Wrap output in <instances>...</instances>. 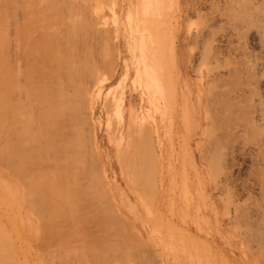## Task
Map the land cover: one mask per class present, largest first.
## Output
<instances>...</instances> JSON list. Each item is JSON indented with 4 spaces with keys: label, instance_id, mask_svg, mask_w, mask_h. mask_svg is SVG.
Wrapping results in <instances>:
<instances>
[{
    "label": "rangeland",
    "instance_id": "1",
    "mask_svg": "<svg viewBox=\"0 0 264 264\" xmlns=\"http://www.w3.org/2000/svg\"><path fill=\"white\" fill-rule=\"evenodd\" d=\"M199 1L201 0H9L8 2L0 0V25H2L0 29L3 32V29L5 30V28L11 27L9 28L10 31L7 29V37L10 38H7V41L11 43L10 47L7 42V47L9 46V50H11L9 52L7 48L6 50L9 63L11 60L13 62L11 63L14 69V78L12 80H14L15 86L13 98L16 96L17 100H19V102L16 100L18 104H23L22 106H18L15 101L16 98L14 99L13 106L17 108H15V112H17L16 132L13 136H17L18 141L24 140L25 132L29 133L28 130L33 128L32 131L29 130L31 135H34L32 137L38 136L36 141L41 140L43 144L44 138L41 137L43 138L41 139L40 135L44 132L43 127L45 123L42 121L43 116L41 115H43L45 111L43 109L50 104L49 101L53 106L55 105L54 109H56L57 103L61 101L59 103L61 105L62 101L64 102V97H67L65 101L68 98H72L77 104H73L76 109L73 115H70L71 120L69 119V115H67L69 117H67L68 122H65L66 119L64 121L62 119L65 114L64 116L60 115L62 116L60 121L65 123V126L62 124L60 127L63 128L64 126V129H68L65 131L66 133L68 132L67 135L65 132L61 133H65L66 137L70 136V138L73 135L74 137L72 136L73 138L71 139L68 137V140L71 141L73 139V141L70 142L71 145L75 143L73 144L74 146L72 145L73 147L70 148L71 145L69 146V150H74H68L66 153L67 150L63 143H68V141L64 135L66 142L63 139L62 142H64L62 144L60 143L61 145L57 146L58 148L55 147L57 151L60 148L59 154L63 159H61L60 155H57L58 153L54 149V153L53 151H49L50 153L47 152L49 154H41L42 158L39 157L40 155L33 157L30 168L22 167L24 171L23 169H20V171L13 170V163L12 166L9 165L11 164L10 162L7 164L9 160L5 159V157L6 155L9 157V148L14 145L12 142L15 143L17 140H15V137L13 140L12 135V138H10V136L7 138L6 131L5 134L1 136V140L3 141H1V146L3 148L5 146L4 144L7 142L13 144L11 145L10 143L9 146L7 143V148H4L7 152L4 150V154L1 152L3 157L2 155L0 156V158L2 157V161L0 160V208L3 225L6 226V222H8L9 224L11 223L10 225L13 227V229L9 231L14 239L18 264H42V262L44 263L45 260H48L46 259L49 254L47 253L48 251H54V257H52V252L50 253L51 258H53L52 260L50 259L51 262L48 260L50 264H65L66 261V264H73L70 259L72 257L71 254L73 251H78L80 245H84V247H91L94 245L97 250L101 247L99 249V254L105 257H109L110 253L113 255L116 250H119L118 253L116 252L117 254L115 253L113 255L115 257H109L110 259L106 257L103 261L105 262L106 259H109L107 262L112 261V264H114L115 261V264H264V126L258 127V130L253 136L254 138L248 144V149L246 151L244 150V152L240 151L241 145H239V153L237 146H234L237 144L236 141L239 140L238 137L236 140L234 136L232 141H230L229 138H231V135L229 137V134L226 136L225 134L227 133H224L225 137L223 135L222 137L219 136L217 139L215 138L213 142L215 147L214 154L216 155L214 159L216 168L214 169L212 160L209 158L210 155L207 153V146L209 144L208 137L211 128L210 118H207L209 114L206 105L209 91L207 61L210 57L209 53H211L209 40L213 33L215 34L216 32L215 35L213 34L214 36H220L224 31L226 32V30H228V33L233 35V44L235 46L242 40L240 38L241 33L250 34L253 52L260 56L261 64L262 61L264 63V1L254 0L256 3H254L253 0H246L244 3L240 1L239 5L237 3L238 6L236 5L235 7V0H232L233 5H231V0H223L225 2L220 0L221 3H225V5L228 4L229 7L231 5L232 9L230 8V10L234 9L236 13L239 9V13L241 14H246L247 12L246 15L236 14V17H238L237 15L240 16L239 19L233 17L235 16V12H232L234 14L231 17H233L235 21L229 22V18L233 20L228 16L230 15L228 13H231L229 8H226L219 1L213 0L214 6L218 3L216 6L217 8L214 7V9L211 4L212 0H202L204 3L201 7V13H205L206 15L208 14L207 12H210L213 14V16L210 13L208 14V16L211 15L209 26H204L203 20H201L202 18L200 19L196 15L197 12L194 7L196 8L195 4ZM205 1H207V4ZM1 2L5 4L1 5ZM46 2L50 6L53 4L54 8L50 7L49 9V5L47 6ZM229 2H231V4ZM8 3L11 5L9 6ZM208 3L212 6L210 7ZM71 4L73 5L71 6ZM222 5L228 10H221L223 8L221 7ZM256 6L257 8L255 10L254 7ZM41 8L44 9L45 12L41 10ZM69 8L70 10H75L74 14L72 13L73 10L72 12L68 10ZM212 8L214 11H212ZM243 8H246V11H244ZM209 9L211 10L209 11ZM217 9L221 10L222 14ZM216 10L218 12H216ZM255 11L257 13H255ZM224 12L225 14H223ZM249 13V16L253 15L251 16V19L253 17L252 20H254H251L254 22L253 26L251 21L250 23L245 20L248 19L247 16ZM2 14L5 15L1 16ZM53 16H55V18ZM254 17L256 18L254 19ZM219 18H221V20ZM7 19L8 21L6 24L5 21ZM69 19L73 20L72 27V22H69ZM242 19L247 23L242 22L243 24H240V20ZM40 21L42 22L39 24ZM1 22H3V24ZM230 24L233 25L230 26ZM52 25H56L55 27H57V29ZM250 25L252 27H250ZM70 27L72 28L71 30ZM75 27L78 30H76ZM232 28L237 30L234 29V31H232ZM49 29L52 30L53 35L56 31H59V33L55 34L60 35L61 33V40H56L57 37L54 39L50 38V36H54H52V32L51 30L49 31ZM241 29H243V31H241ZM41 30L43 32L46 31L47 35L48 31L49 33L51 32V35H48L49 37L47 36V38L46 36H44L45 38L42 36L43 38H41V40H44L40 41L41 43L43 42L42 44L39 42L40 39H38L40 38L38 35L40 33L38 31L41 32V35L43 33ZM210 30L212 31L211 33ZM65 31L68 32L66 33ZM72 31L75 37H73ZM97 32H99L100 36L96 34ZM78 33H81V36ZM2 34H4V32ZM237 35L240 36L236 37ZM67 36V43H63L65 41L64 39H67ZM196 36L198 37L196 38ZM80 37H82V39L84 38V41H81ZM106 38L108 40L111 39V41L109 42ZM207 38H209V40ZM78 40L80 41L78 42ZM55 41H60V44H58V42H56V45L53 44L56 48L58 47L59 51L52 47V43H55ZM85 41H87L86 44ZM204 41L205 43H203ZM97 42H99L100 48ZM110 43L112 45H110ZM212 43L213 42H211V44ZM224 43L225 42H223V44ZM42 45L44 46V50L40 48ZM113 45H116L115 50ZM38 46H40V50H43L42 52L46 51L44 53L38 52L37 54V50L40 51ZM60 48L63 51H61ZM70 49L73 50V53H75L74 55L71 53ZM54 50L56 53L58 52V57L61 58L62 63L60 62V67H57V62H59L60 58L53 52ZM110 51H112L111 54L109 53ZM59 52H64V54H60ZM51 53H54L56 57H53ZM65 53L72 57L69 58ZM76 54H78L77 56H79V58L75 56ZM39 55L43 57V63H47L45 64L46 66L48 65L47 67L43 65V63L36 62L37 59H40ZM223 56H221V60L223 61L220 63V68L222 67V69H224L218 70V75L220 76L218 85L220 83V87L218 86L217 92L219 89H222L219 92H223V90L227 91L228 88L235 87L239 83L238 81L236 82L235 79L237 76L234 75V73L232 74V78H235L236 84H233L234 80L231 76L227 75L228 65L230 66L228 69L232 67V58L229 59L231 61V63H229L230 61L227 60V56ZM33 57L35 59H32ZM54 58L57 59L53 62L52 60ZM71 59L75 60V62L78 61L77 64H74L76 66H72ZM81 60L84 64H81ZM100 60L103 61L101 62ZM39 61H41V59ZM49 61H51L50 63L53 65L56 64L55 69L58 71L54 69L52 64H48ZM234 62L233 67L236 68L238 63L236 61ZM250 62L255 65L254 61ZM64 63H67V65H64ZM253 64L249 65L253 66ZM49 65L53 67L49 74H51L52 70L56 72H52L51 74V76L54 74L57 75H54L55 79L48 74L50 70L48 69V67H50ZM35 66L39 67L36 68ZM70 67L73 68V73L71 72L72 70L69 69ZM86 67H89L87 71ZM259 67L260 66H258V68ZM263 67L264 66H262V68ZM42 69L48 72L43 70L45 71L43 74L40 72ZM64 69H68V71H64ZM37 70H40L38 73L40 72V74L45 76L37 73L35 74ZM59 70L62 71L63 74L60 73L66 77L67 84L65 82V77L63 78L62 75H60ZM84 70L85 72L89 71V73H82ZM76 71L80 73L78 74ZM81 73L82 77L86 74L88 79L86 77H78ZM262 73V90H260L261 92L259 91L258 94V98L260 97L261 100L262 97H264V72ZM73 74L76 76L74 77ZM225 75L231 78L229 79L230 82L224 80L225 78L227 79ZM47 76L52 79L50 80L49 78L48 81L45 82L46 84L43 83L44 80H42L43 82L40 81L42 77L47 78ZM69 76H73L74 79L72 78L71 80ZM39 77L40 79H38ZM76 78L79 80V84L83 87V90L80 89L81 86L79 84L77 85L72 82L73 80L76 81ZM237 80L239 79L237 78ZM38 81L39 83H37ZM70 82H72V84ZM76 82L78 83V81ZM229 83L231 85H229ZM71 85L73 87L77 85L79 89L76 88L74 90ZM31 87H33L32 90ZM45 87L48 89H44ZM60 88H62L60 93L59 91H54L60 90ZM36 90L39 92L38 94ZM39 90L43 92L44 95L47 94L45 92L46 90L49 91H47V96L49 95V97H47V102L45 99L46 95L42 97V93ZM64 92L65 94L67 93L68 96L64 95L62 100H60V95H63ZM31 93H36V96H33ZM224 93L226 92H223V94ZM26 94H28L29 97ZM29 94H31L32 97ZM37 95H41L43 100H40V96L37 97ZM224 95H222V99ZM219 96L220 93L218 97ZM253 96V99L255 98L256 100H254L257 101L258 98L256 94ZM34 97L39 98V100L36 98V102ZM56 97L58 101L54 104L53 99ZM25 98H29L28 105L26 103L27 99L25 100ZM50 98H52V100ZM31 99L35 103H32ZM70 100L68 106L71 104ZM223 102L222 105H225ZM39 103L43 104L40 105ZM33 104H36V107L35 105L33 106ZM73 105L71 104V106ZM222 105L221 107H223ZM27 106H31V108L28 107V110ZM38 106H40V108L41 106L44 107H42L43 109L41 108L42 111ZM227 106L229 107V105ZM62 107L63 106H61V108ZM228 107L227 109L223 107V113L227 114L226 110H229ZM37 108L39 110H36ZM61 108L60 111L63 112L65 109H62L65 107ZM77 110L78 112L82 111V118H78ZM60 111L58 112L60 113ZM66 111L69 114V108H66ZM38 113L42 114L38 115ZM1 114L2 120L3 118L5 119V114H3L2 111ZM38 117L40 120H38ZM228 117H230V115ZM228 117L223 120L226 119L225 122H228L230 125L232 119L229 118L230 120L228 121ZM32 119L33 122L35 119L34 123H38L37 126H35L36 124H32ZM36 119L39 122H36ZM40 122L43 123L41 126H38L41 124ZM54 122L55 124L59 123L56 121ZM74 122L75 124L77 123V126L74 125ZM28 123H31V125L28 126ZM66 125L67 128H65ZM224 125L223 128L225 129L229 126L227 123L226 126ZM27 126L30 127L28 130H26ZM41 127L42 130L40 129ZM82 128H85V131ZM61 129H58L59 132L62 131ZM35 130H38L37 136L35 135L37 132H34ZM39 131L41 132L39 133ZM75 134H80L78 136L80 139L77 138ZM31 135L29 134V137ZM56 138H47L51 142L50 144L52 147L49 149L47 146L44 147H47V150L53 149L54 145H56V142L53 140ZM74 138H77V141ZM6 139H11L13 141H7ZM57 139L56 141L59 142V138ZM209 139H211V137ZM41 149H43L42 146ZM248 151L250 154H245V152L247 153ZM69 152L70 154L73 152L71 155L72 157L69 155ZM76 154L78 155L76 156ZM73 155L75 157H73ZM207 155H209V157ZM76 157L79 158L77 159ZM3 158L7 162H5V160L3 161ZM40 158L42 160H40ZM92 161L93 163H91ZM44 168L46 169L45 172ZM50 175L52 179L54 178L53 182ZM74 179H76V181ZM30 180L32 182L36 181L35 183L37 185L32 184ZM42 181L45 182H43V184L48 187V190L46 188H44V190L38 185ZM73 181L77 182L78 185ZM72 183L74 184L72 185ZM60 184L63 186H60ZM24 185H26L25 188ZM27 187L33 189L34 193H29L30 189L27 191ZM35 187H37V189L40 188L42 193L44 192L41 194V190L39 189L40 191H38L40 197L41 195H45L50 202L49 208H51H48L49 210H41V208H39L41 211H38V207H40L38 203L40 201L38 198L37 201L36 198H33V195L34 197H38L35 196L38 195V193L35 194ZM76 187H78V189ZM64 188L66 189L64 190ZM73 188L74 190H72ZM228 188L233 192L232 196L235 202L231 200L229 193L225 191V189ZM71 190L73 193L76 191L75 194H79L76 195L78 197H76L75 194L73 195ZM68 193L72 196L71 200H69L70 197L67 196ZM73 196L76 198L74 199ZM5 198L8 201H6ZM42 198L44 197H41L40 200ZM60 200L61 202L63 201L61 204ZM231 201L234 203H231ZM73 203L75 205L77 204V206L74 207L75 205H73ZM78 205L80 208L83 207L82 210ZM237 205L240 211L241 208L244 209L241 211V218L233 217L236 213L234 209H237ZM52 208H54L55 212ZM56 208L59 209L58 212L60 214L64 215V218L59 215ZM77 209H79V212ZM45 211H47V213ZM260 211H263V213ZM81 212L84 213L80 214ZM249 214L251 216H249ZM67 215L69 219H67ZM246 215L248 218H246ZM91 217H93V219L88 226L91 227V225L94 224V227L92 226L94 229L92 228V230H90L91 232H88L89 229L87 228L88 230H85L81 225L84 221L80 222V225L79 221L82 218L86 219ZM251 217H254V220ZM60 218L63 219L60 220ZM49 219H51V222ZM259 220H262L261 223L258 222ZM63 221H65L64 224ZM69 223L72 224V226ZM43 225L46 226L42 229ZM260 225H262L263 228ZM76 226H78V228ZM259 226L260 228H258ZM67 227L68 230L71 227L72 229L76 228L73 230L74 232L72 233L74 234L72 236H70L72 233L70 235L68 234ZM253 228L254 230L261 229V232L257 230L260 234L257 231L255 232ZM42 230L46 234H44ZM64 231L67 233V238L63 236L65 234L63 233ZM42 233L43 236L51 234L50 236H46L48 241L46 244L47 248L45 243L43 244V242H46L45 240L43 241L44 237L42 236V240L39 238ZM254 233H256V235H253ZM249 234H251V236H249ZM62 237V240L58 239ZM119 240L120 243L118 242ZM118 243V249L117 247H110L112 245L118 246ZM106 245H109L111 249H116L114 250L115 252L108 248L107 251L110 250V253L108 255H103L105 252L102 251V249L104 248L106 250ZM69 246H71L70 249H68ZM44 248L48 250L45 254L46 258H44ZM71 248L73 250H71ZM66 249H68L67 252H65ZM100 251L104 253H100ZM61 253L62 255H60ZM64 255H67V257H63ZM128 255L129 257H127ZM122 257L124 260H122ZM124 257L129 258V260ZM43 258L45 259L44 261H42ZM66 258H69L70 261ZM130 259L132 260L130 261ZM48 261L45 263L49 264ZM95 263L100 264L101 262L97 263L95 261Z\"/></svg>",
    "mask_w": 264,
    "mask_h": 264
},
{
    "label": "bare ground",
    "instance_id": "2",
    "mask_svg": "<svg viewBox=\"0 0 264 264\" xmlns=\"http://www.w3.org/2000/svg\"><path fill=\"white\" fill-rule=\"evenodd\" d=\"M9 1V0H8ZM8 1H6L5 0V2H8ZM13 1V0H12ZM204 1V0H203ZM202 0L201 1H199L197 4H195L196 5V8L194 7V9L196 10V15L198 16V18H202L201 20H203V25L204 26H206V25H208L209 26V21H211V15L213 16V14H211L210 12H207L208 14L210 13L211 15L210 16H208V14H206L205 15V13L204 14H202L201 13V7H202V4L204 3ZM211 1V0H210ZM216 1H219L220 2V0H216ZM223 1V0H222ZM229 1V0H228ZM234 1V0H233ZM233 1L231 0V2H232V4H231V2H229L231 5H233ZM236 2H235V4H234V6L236 7V5H237V3H238V5H239V3H240V1H242L243 3L244 2H246V0H239V2H238V0H235ZM249 1V0H248ZM258 1V0H257ZM264 1V0H263ZM186 2V1H185ZM206 2V4H207V1H205ZM215 2V1H214ZM223 2H225V1H223ZM253 2H254V0H253ZM47 3V2H46ZM45 3V4H46ZM211 3V2H210ZM210 3H208L209 4V6H210ZM221 3V2H220ZM242 3V4H243ZM249 3H251V2H249ZM248 3V4H249ZM254 3H256V2H254ZM2 4H5V3H2L1 2V5ZM61 4V3H60ZM212 5H213V0H212V3H211ZM218 4V3H217ZM217 4L214 6H212L213 8L214 7H216L217 6ZM221 4H223L226 8H229V11H231V13L232 12H235L234 11V9L233 10H230V8L232 9V6L230 5V7L228 6V4H226L225 5V3H221ZM220 4V5H221ZM241 4V5H242ZM247 4V5H248ZM8 5L10 6L11 4L10 3H8ZM49 4L47 3V6H48ZM63 5H65V4H63ZM73 4H71V6H72ZM186 5V4H185ZM221 6V7H223L221 10H223V9H225V10H228V9H226V8H224V6ZM237 5V6H238ZM240 5V6H241ZM246 5V6H247ZM258 5H259V3H258ZM5 6V5H4ZM9 6H7V7H9ZM43 6V5H42ZM70 6V7H71ZM208 6V7H209ZM210 6V7H211ZM233 6V7H234ZM249 6L251 7V5L249 4ZM254 6V5H253ZM49 7V9H50V7H52V8H54L53 7V4L50 6H48ZM58 7V6H57ZM189 7H191V6H189ZM220 7V6H219ZM218 7V8H219ZM220 7V8H221ZM234 7V8H235ZM242 7V6H241ZM2 8H4V7H2ZM65 8V7H64ZM72 8H74V7H72ZM212 8V11H214V9ZM217 8V7H216ZM219 8V9H220ZM252 8V7H251ZM255 8V10H256V8H257V6L256 7H254ZM253 8V9H254ZM5 9V8H4ZM4 9H2V10H4ZM61 9V8H60ZM244 9V8H243ZM246 9V8H245ZM244 9V11H246ZM1 10V11H2ZM41 10H43L44 11V9H42L41 8ZM45 10H47V9H45ZM55 10V9H54ZM66 10V9H65ZM68 10H70V8L68 9ZM67 10V11H68ZM72 10H73V12H72ZM191 11H193L192 9H190ZM205 10V9H204ZM204 10H202V11H204ZM211 9H209V11H210ZM218 10V9H217ZM216 10V12H222L221 10H218L217 11ZM240 10V9H239ZM239 10H237V13L235 12V16H233V17H235V18H238L239 19V15H237L238 17H236V14H240V15H246L247 14V12H246V14L244 13V11H243V13L244 14H241V13H239ZM9 11V10H8ZM43 11H40V12H43ZM48 11H50V10H48ZM66 11V12H67ZM73 14H74V12H75V10L74 9H71L70 10ZM77 11V10H76ZM98 11V10H97ZM208 11V10H207ZM250 11V10H249ZM4 12V11H3ZM38 12V11H37ZM45 12V11H44ZM55 12H57V11H55ZM60 12V11H59ZM58 12V13H59ZM63 12H64V10H63ZM227 12V11H226ZM2 13V12H1ZM5 13V12H4ZM228 13V12H227ZM226 13V14H227ZM230 12L228 13V14H230V15H228V16H232L234 13H232L231 14ZM253 13V12H252ZM251 13V14H252ZM255 13H257L256 11H255ZM62 14V13H61ZM68 14V13H67ZM86 14V13H85ZM92 14V13H91ZM216 14V13H215ZM218 14V13H217ZM222 14V13H221ZM223 14H225V12L223 13ZM3 15H5V14H2L1 16H3ZM41 15V14H40ZM53 15V14H52ZM70 15V14H69ZM220 15V14H219ZM218 15V16H219ZM250 15V13L248 14V16H247V18L249 19V17H250V19L248 20V19H245V20H247V21H251L252 19H253V17H252V19H251V16H253V15H251V16H249ZM9 16V15H8ZM57 16V15H56ZM59 16H60V14H59ZM73 16V15H72ZM71 16V17H72ZM217 16V17H218ZM32 17V16H31ZM54 18H55V16H53ZM75 17V16H74ZM225 17V16H224ZM233 17H231L232 19H233ZM2 18H4V17H2ZM1 18V19H2ZM44 18V17H43ZM59 18V17H58ZM86 18V17H85ZM214 18V17H213ZM245 18V17H244ZM256 17H254V19H255ZM36 19V18H35ZM73 19V18H72ZM72 19H69V22L71 21H73ZM215 19V18H214ZM220 20H221V18H219ZM34 20V19H33ZM43 20V19H42ZM59 20V19H58ZM66 20H68V19H66ZM74 20H76V19H74ZM219 20V21H220ZM229 20V22L230 21H235L234 19L233 20H230V18L228 19ZM245 20L244 19H242V20H240L241 22H240V24H243L242 22H244V23H247V22H245ZM1 21V20H0ZM8 21V19L5 21V23ZM54 21V20H53ZM208 21V22H207ZM226 21H227V19H226ZM239 21V20H238ZM238 21H237V23H238ZM252 21H254V20H252ZM251 21V22H252ZM42 21H40L39 22V24L41 23ZM47 22V21H46ZM46 22H44V23H46ZM60 22V21H59ZM77 22V21H76ZM90 22V21H89ZM250 22V23H251ZM256 22V21H255ZM2 24H3V22H1ZM49 23V22H48ZM48 23H47V25H48ZM54 23V22H53ZM78 23V22H77ZM223 23V22H222ZM228 23V22H227ZM233 23V22H232ZM236 23V22H235ZM7 24V23H6ZM5 24V25H6ZM57 24V23H56ZM65 24V23H64ZM72 24H73V22L71 23V27H72ZM86 24H88V23H86ZM253 24H254V22H252V26H253ZM256 24V23H255ZM58 25V24H57ZM67 25V24H66ZM76 25V24H75ZM225 25V24H224ZM231 25H233V24H230V26ZM0 26H2V25H0ZM4 26V25H3ZM10 26V25H9ZM45 26V25H44ZM52 26H54V25H52ZM56 26V25H55ZM54 26V27H55ZM70 26V25H69ZM68 26V27H69ZM91 26V25H90ZM221 26H222V24H221ZM251 25H250V27H252ZM70 27V30L72 29ZM86 27V26H85ZM201 27H203V26H201ZM225 27V26H224ZM238 27V26H237ZM256 27V26H255ZM9 28H11V27H8V28H5V30L3 29V32H4V34H2L3 32L1 31V29H0V31H1V33H0V146L2 145V143H1V139H2V137L1 136H3L4 134H5V131H6V134H7V138L10 136V138H12L13 137V140H14V137H15V135L13 136V134L16 132V127H15V125H16V112H15V108H14V99L16 98V96H15V98H13V95H14V93H15V86H14V80H12L13 78H14V73H13V64L11 65V63H13L12 62V60H11V62L9 63V61H8V59H7V55H8V53H7V50H8V52L11 50H9V48L11 47V43H9L10 41H7V38H9V37H7L8 36V32H7V29H9ZM48 28H49V26H48ZM52 28V27H51ZM56 29H57V27H55ZM63 28V27H62ZM64 28H65V25H64ZM63 28V29H64ZM76 28V27H75ZM79 28V27H78ZM91 28V27H90ZM94 28V27H93ZM215 28V27H214ZM218 28H219V25H218ZM41 29V28H40ZM55 29V30H56ZM66 29V28H65ZM67 29H69V28H67ZM83 29V28H82ZM103 29H105V28H103ZM235 29V28H234ZM234 29L232 28L231 30L232 31H234ZM39 30V29H38ZM51 29H49V31H50ZM53 30H54V28H53ZM59 30V29H58ZM76 30H78L77 28H76ZM90 30V29H89ZM89 30H88V32H89ZM213 30V29H212ZM219 30V29H218ZM218 30H217V33H218ZM221 30H222V28H221ZM235 30H237V29H235ZM9 31H10V29H9ZM42 31V30H41ZM45 31V30H44ZM49 31L47 32L48 33V35H51V32H52V30H51V32L49 33ZM79 31H80V29H79ZM84 31V30H83ZM223 31V30H222ZM241 31H243V29H241ZM40 34H38L39 36H40V38H38V36H37V38L38 39H40L39 40V42L40 41H44V40H41V38H43L44 36H46V38H47V34H46V31L45 32H43L42 33V35H41V32L40 31H38ZM66 33L68 32V31H65ZM71 32V31H70ZM77 32V31H76ZM85 32H87V31H85ZM85 32H84V34H85ZM87 32V33H88ZM110 32V31H109ZM212 31L210 30V33H211ZM236 32V31H235ZM56 34L57 33H59V31L57 32H55ZM54 33V35H53V32H52V36H54V37H51L50 36V38H56V40L57 39H60V37H61V33H60V35H59V38H58V35H56ZM72 33H73V31H72ZM74 33H75V30H74ZM74 33L72 34V35H74ZM105 33V32H104ZM106 33H107V31H106ZM106 33H105V35H106ZM209 33V34H210ZM231 33H233V32H231ZM241 33V32H240ZM239 33V34H240ZM64 34V33H63ZM77 34V33H76ZM79 34V33H78ZM90 34V33H89ZM96 34H99V32H97ZM110 34V33H109ZM214 34V33H213ZM211 35V38H210V40H209V38H207L208 40H209V47L211 48L210 50H211V53H209V58H208V61H207V65H208V72H209V75H208V80H209V91H208V98H207V103H206V105H207V112H208V117L207 118H210V128H211V132H210V135H209V137H208V146H207V148H208V154L210 155V157H209V155H207L209 158H210V160H212V165H214L213 167H214V169L216 168L215 166H216V162L214 161V159L216 158L215 156V154H214V142H213V140L216 138H218L219 136H223L224 135V133H227V134H225L226 136H228V134H229V137H230V135H231V138H229L230 139V141H232V139H233V137L236 139L237 137H238V139L239 140H237L236 141V145H234V146H237V148H238V153H239V145H241V147H240V151L241 152H244V150L246 151L247 149H248V144L252 141V139L254 138L253 136L255 135V132L258 130V127H261V126H264V101H262V100H264L263 98L264 97H262V100H261V98L259 99L258 98V94H259V91L260 90H262V84H261V79H262V77H263V73L262 72H264V67L262 68V66H264V63H263V61H262V64H261V58H260V56L257 54V53H255V52H253V48H252V42L250 41L251 39H250V34H248V33H245V34H243V33H241L240 35H241V39L242 40H240L241 42H239V43H237L238 45L237 46H235L234 44H233V35L232 34H230V33H228V30H226V32L224 31L223 33H222V35H220V36H214L215 34H216V32H215V34L214 35ZM220 34V33H219ZM32 35V34H31ZM35 35H37V34H35ZM80 36H81V33L79 34ZM79 35H77V36H79ZM107 35H108V33H107ZM111 35H112V33H111ZM200 35V34H199ZM218 35V34H217ZM240 35H237L236 37H239ZM244 37H243V36ZM43 36V37H42ZM99 36H100V34H99ZM110 36V35H109ZM49 37V36H48ZM62 37H63V35H62ZM73 37H75V35L73 36ZM89 37V36H88ZM98 37V36H97ZM112 37V39H113V35L111 36ZM198 36H196V38H197ZM34 38V37H33ZM45 38V37H44ZM49 38V39H50ZM64 38V37H63ZM66 38V37H65ZM81 39V41H84L83 39H82V37H80ZM99 38V37H98ZM191 38V37H190ZM10 39V38H9ZM8 39V40H9ZM35 39V38H34ZM92 39H93V37H92ZM100 39V38H99ZM107 39V38H106ZM206 39V40H207ZM236 39V38H235ZM260 39V38H259ZM61 40V39H60ZM65 41L63 42V43H67V40H68V36H67V39H64ZM74 40H75V38H74ZM80 40H78V42L80 41ZM87 40V39H86ZM108 40V39H107ZM33 41V40H32ZM63 41V40H62ZM61 41V42H62ZM88 41V40H87ZM87 41H85V44H86V42ZM99 41V40H98ZM109 42L111 41V39L110 40H108ZM186 41V40H185ZM195 41V40H194ZM9 43V45H10V47L8 46L7 47V44ZM56 42H58V41H55V43L53 42L52 43V47H54V48H56ZM60 42V41H59ZM58 42V44H60ZM92 42V41H91ZM112 42H115V41H112ZM208 42V41H207ZM211 42H213L212 44H211ZM223 42H225L224 44H223ZM41 43V42H40ZM43 43V42H42ZM41 43V44H42ZM69 43V42H68ZM202 43V42H201ZM203 43H205V41L203 42ZM235 43V42H234ZM33 44V43H32ZM31 44V45H32ZM39 44V43H38ZM37 44V45H38ZM53 44H55L54 46H53ZM79 44V43H78ZM97 44H98V47L100 48V45H99V42H97ZM114 44V43H113ZM36 45V46H37ZM64 45V44H63ZM67 45V44H66ZM69 45V44H68ZM92 45V44H91ZM110 45H112L111 43H110ZM71 46V45H70ZM97 46V45H96ZM114 46V50H115V47H116V45H113ZM240 46V47H239ZM40 46H38V48H39ZM60 47H61V45H60ZM73 47V46H72ZM72 47H70V48H72ZM80 47V46H79ZM82 47V46H81ZM6 48H7V50H6ZM40 48H43V50H44V46L42 45ZM40 48H39V50H40ZM63 48V47H62ZM74 48V47H73ZM72 48V49H73ZM84 48L86 49V47L84 46ZM110 48V47H109ZM108 48V49H109ZM36 49V48H35ZM46 49V48H45ZM53 49V48H52ZM57 50H58V47L56 48ZM67 49H69V48H67ZM76 49H77V47H76ZM75 49V50H76ZM42 49L40 50V51H38L37 50V54H38V52H42L43 51ZM60 50H61V48H60ZM88 50H90V49H88ZM46 51V50H45ZM44 51V52H45ZM48 51V50H47ZM59 51V50H58ZM61 51H63V50H61ZM70 51H71V53L74 55L75 53H73V50H71L70 49ZM78 51V50H77ZM82 51V50H81ZM201 51V50H200ZM44 52H42V53H44ZM56 55H57V57H58V52L56 53V51L54 50L53 51ZM65 52V51H64ZM64 52H61V53H63L64 54ZM67 52H69V51H67ZM100 52H102V51H100ZM111 52L112 51H110L109 53L111 54ZM114 52V51H113ZM52 54L53 55V57H56V55L55 54ZM60 53V52H59ZM60 53V54H61ZM97 53H98V49H97ZM238 53V54H237ZM50 54V55H51ZM66 54V53H65ZM69 54H70V52H69ZM72 54H70V55H72ZM96 54V53H95ZM100 54V53H99ZM102 54V53H101ZM211 54V55H210ZM237 54V55H236ZM55 55V56H54ZM68 54H66V56H67ZM78 54H76L75 56H77ZM98 55V54H97ZM208 55V54H207ZM223 55H225V56H227V60L228 61H230L229 59H231L232 58V63H231V61L229 62V63H231L232 64V67H231V69L229 68L228 69V67H230L229 65H228V67H227V75L228 76H231V78H232V74L234 73V75H236L235 77H236V79L233 77L232 79L234 80H236V82L238 81L239 83H238V85L237 86H235V87H232V88H228V90L226 91V90H223V92H226V93H224L223 94V92H219L220 90H222V89H219L218 90V92H217V89H218V86L220 87V83H219V85H218V82H219V80H220V76L218 75L219 74V72H218V70L219 69H222V67L220 68V63H221V61H223V60H221V56H223ZM37 56V55H36ZM60 56V55H59ZM69 56V55H68ZM84 56V55H83ZM101 56V55H100ZM103 56H104V54H103ZM225 56H223V57H225ZM39 57H40V59H41V61H39L38 59H37V57H36V59H37V61L36 62H40L41 64L43 63V57H41V55H39ZM38 57V58H39ZM63 57H64V55H63ZM70 57H72V56H69V58ZM74 57V56H73ZM78 58H79V56H77ZM89 57V56H88ZM110 57V56H109ZM207 57V56H206ZM50 58V57H49ZM58 58H60V57H58ZM100 58V57H99ZM104 58V57H103ZM204 58V57H203ZM32 59H35L34 57L32 58ZM51 59H52V56H51ZM57 59V58H56ZM55 58L52 60L53 62L56 60ZM66 59V58H65ZM75 59V58H74ZM81 59V58H80ZM84 59V58H83ZM86 59V58H85ZM89 59V58H88ZM260 59V60H259ZM72 60V59H71ZM90 60V59H89ZM88 60V61H89ZM105 60V59H104ZM204 60H206V59H204ZM241 60V61H240ZM35 61V60H34ZM82 61V60H81ZM80 61V62H81ZM101 61V60H100ZM103 61V60H102ZM101 61V62H102ZM227 61V62H228ZM234 61H236L238 64H237V66H236V68H234L233 67V64L235 63ZM250 61H254V63H255V65L252 63V62H250ZM258 61V62H257ZM46 62H47V60H46ZM51 61H49L48 62V64L50 63ZM60 62H61V58H60V60H59V62H57V67H60ZM75 60H72V66L74 67V66H76V65H74V64H77L78 63V61H76L75 63ZM79 62V63H80ZM97 62H98V59H97ZM205 62V61H204ZM250 62V63H249ZM260 62V63H259ZM38 63H37V65H38ZM56 63V62H55ZM62 63V62H61ZM86 63V62H85ZM87 63H90V62H87ZM100 63V62H99ZM104 63V62H103ZM106 63V62H105ZM34 64H35V62H34ZM45 64H47V63H43V65H45ZM50 64H52V63H50ZM81 64H84L83 63V61H82V63ZM249 64H253V66L251 65H249ZM261 64V65H260ZM36 65V64H35ZM40 65V64H39ZM42 65V66H43ZM53 65V64H52ZM52 65H49L50 67H48V69H50L49 70V72L47 71V70H45V69H42L41 71L40 70H37L36 72H35V74L37 73V74H39V75H42V76H45V75H43L44 73L43 72H45V71H47L48 72V74L50 73V71H51V68L53 69V67H54V69H55V67H56V64H54L53 65V67H52ZM64 65H67V63H64ZM63 65V66H64ZM99 65V64H98ZM116 65V64H115ZM46 66V65H45ZM48 66V65H47ZM46 66V67H47ZM258 66H260L259 68H258ZM34 67V66H33ZM36 67V66H35ZM37 67H39V66H37ZM36 67V68H37ZM44 67V66H43ZM80 67V66H79ZM79 67H77V68H79ZM83 67V66H82ZM81 67V68H82ZM99 67V66H98ZM45 68V67H44ZM65 68V67H64ZM77 68H76V70H77ZM87 68H89V67H86V71H87ZM41 69V68H40ZM57 69H59V68H57ZM69 69H73V68H69ZM224 69V68H223ZM222 69V70H223ZM43 70H45V71H43ZM56 70V69H55ZM65 70H67L68 71V69H64V71ZM82 70V69H81ZM34 71H35V68H34ZM38 71H40L41 73H43V74H40V72L38 73ZM56 71H58V70H56ZM70 71V70H69ZM52 72H55L54 70H52ZM52 72H51V74H52ZM62 73L63 74V72L62 71H60L59 70V73ZM72 73H73V70L71 71ZM75 72V71H74ZM83 72H85V70L84 71H82V73ZM226 72V71H225ZM56 73V72H55ZM60 73V75H62ZM65 73V72H64ZM72 73H71V75H72ZM76 73H80V72H77L76 71ZM75 73V74H76ZM82 73L78 76V77H82ZM85 73H89V71L88 72H85ZM84 73V74H85ZM47 74V75H48ZM51 74H49L50 76H51ZM66 74V73H65ZM68 74H70V73H68ZM226 74V73H225ZM48 75V76H49ZM55 75V74H54ZM54 75H52L51 77L52 78H54ZM59 75V76H60ZM67 75V74H66ZM74 75V74H73ZM77 75V74H76ZM76 75H74V77L76 76ZM38 76V75H37ZM47 76V78H44V77H42V79H40V77L38 78V79H40V81L41 82H43L42 80H44V82L43 83H45L46 81H48V79L50 78V80L52 79L51 77H48ZM55 76H57V75H55ZM226 76V75H225ZM34 77V76H33ZM32 77V78H33ZM62 77L64 78L65 76H63L62 75ZM68 77V76H67ZM69 77H71L70 79L72 80V78H73V76H69ZM80 77V78H81ZM84 77H86L87 78V75L85 74V76H83L82 78H84ZM227 77V76H226ZM44 78V79H43ZM60 78V77H59ZM225 78V77H224ZM223 78V79H224ZM230 77H227V79L225 78L224 80H228L229 81V79H231ZM237 78L239 79V80H237ZM47 79V80H46ZM55 79V78H54ZM65 79H66V77H65ZM74 79V78H73ZM79 79V78H78ZM88 79V78H87ZM35 80H36V77H35ZM69 80V79H68ZM70 80V81H71ZM83 80V79H82ZM90 80V79H89ZM235 80H234V83L233 84H236L235 83ZM53 81V80H52ZM62 81H65V80H62ZM76 81H78V83L76 82ZM76 81H72L74 84L76 83L77 85L79 84V80H77V78H76ZM84 81V80H83ZM36 82V81H35ZM55 82V81H54ZM59 82V81H58ZM66 84H67V79H66ZM72 82H70L71 84H72ZM225 82V81H224ZM230 82V81H229ZM37 83H39V81L37 82ZM81 83H83V82H81ZM46 84V83H45ZM52 84V83H51ZM56 84H57V82H56ZM65 84V83H64ZM65 84V85H66ZM225 84H226V82H225ZM231 84H232V80H231ZM230 83H229V85H231ZM42 85H44V84H42ZM47 85H48V82H47ZM77 85H75V87H73L72 85H71V87H73V89L75 90L78 86ZM80 85V84H79ZM49 86H51V85H49ZM68 86V85H67ZM70 86V85H69ZM81 86V85H80ZM79 86V87H80ZM162 86V85H161ZM222 86V85H221ZM37 87V86H36ZM39 87H41V86H39ZM44 87V86H43ZM42 87V88H43ZM58 87H59V84H58ZM57 87V88H58ZM65 87V86H64ZM70 87V88H71ZM32 88L33 87H31V90H32ZM47 87H45L44 89H46ZM51 88V87H50ZM52 88H53V86H52ZM83 87L81 86L80 87V89H82ZM39 89V88H38ZM48 89V88H47ZM65 89V88H64ZM63 89V90H64ZM77 89H79V88H77ZM41 90V89H40ZM39 90V91H40ZM50 90V89H49ZM52 90V89H51ZM50 90V91H51ZM62 90V88H60V90L58 89V90H54V91H59V93H60V91ZM83 90V89H82ZM81 90V91H82ZM43 91V90H42ZM48 90H46L45 92L48 94V92H47ZM53 91V90H52ZM80 91V90H79ZM31 92H35V91H31ZM41 92V91H40ZM66 92V91H65ZM65 92H64V94L63 95H60L61 96V99L60 100H62V98L64 97V95H67V93L65 94ZM261 92V91H260ZM29 93V92H28ZM36 93L38 94L39 92H37V90H36ZM36 93H31V94H33V96L35 95L36 96ZM42 94V97L43 96H45L46 95V102L48 101L47 100V97H49V95L47 96V94H43V92H41ZM51 93V92H50ZM219 93H220V96L218 97V95H219ZM31 94H29V95H31ZM82 94V93H81ZM256 94V96H257V98L259 99H257V101H255L254 99H253V95H255ZM27 96H28V94H26ZM41 95H39L40 96V100L42 99L43 100V98L41 97ZM222 95H224V97L226 98H224L223 97V99H222ZM226 95H227V97H226ZM260 95H262V94H260ZM38 95H37V97H39ZM68 96V95H67ZM85 96V95H84ZM29 97V96H28ZM31 97H32V95H31ZM36 97V98H37ZM58 98H60L59 96H57ZM57 97L55 98V99H53L54 101V104H55V102L56 101H58V99H57ZM87 97V96H86ZM85 97V98H86ZM12 98H13V104H12ZM35 98V97H34ZM36 98L34 99L36 102H37V100H39V98H37V100H36ZM65 98H67V97H64L63 99H64V102L62 101V103H61V105L59 104V103H57V106H58V104H59V106L57 107L56 106V109H54L55 108V105L53 106V104L49 101V105H47V107L46 108H44L43 106H41V108L43 109V110H45L44 111V113H43V115H41V116H43V122L45 123L44 124V127H43V130H44V132L43 133H41V135H40V138L41 137H43L44 138V142H43V144H42V141L40 142V141H36L37 140V133H38V130H35L34 132H36V136L37 137H32V136H34L33 134L31 135V132L29 131V130H33V126L31 127L32 129H29L30 127H28L29 125H31V123L33 122V119H32V122L29 124L28 123V126H27V128H26V130H28V132L29 133H27V132H25L24 130V132L26 133V134H24L25 135V138H24V140H19L18 141V139H17V136L15 137L16 139L15 140H17V141H15V143L14 142H7L8 144H9V146H10V143H11V145H13V146H11L8 150V155H9V157L6 155V157H5V159H8L9 161L7 162L4 158H3V161L5 160V162H7V164L10 162L11 164H9L10 166H12V163H13V166H12V169L13 170H16V171H20V169L22 170L23 168L22 167H26V168H30V166L32 165L31 164V161H32V158L33 157H36V156H38V155H40L39 157H41V154L42 155H44V154H46L47 152H49V151H53L54 149H55V147H57V146H59V145H61L63 142H62V140L66 137V135H67V133L65 132V131H67L68 129H64V126H65V123L64 122H61L60 120H61V118H62V116H64V114H65V116H64V118H62L63 119V121L65 120V122L67 121V119L69 118L70 120H71V116L73 115V113H74V110L76 109V108H74V106L75 105H73V104H76V101L74 100V99H72V98H68V99H66V101H65ZM84 98V97H83ZM219 98V99H218ZM220 98H221V100H220ZM27 99V105H28V100H29V98H25V100ZM33 99V98H32ZM31 99V100H32ZM51 100H52V98H50ZM72 101H71V100ZM225 99V100H224ZM17 100V98L15 99V101ZM69 100H70V103L73 105V106H71V104L68 106V102H69ZM75 102H74V101ZM218 100V101H217ZM226 100H227V103H226ZM18 102H19V100H17ZM16 101V102H17ZM45 101V100H44ZM224 101V102H223ZM18 102H17V104H18ZM24 102V103H25ZM32 103L34 102L33 100L31 101ZM42 102V101H41ZM73 102V103H72ZM219 102V103H218ZM222 102L225 104V105H222ZM35 103V102H34ZM31 104V103H30ZM40 104V103H39ZM39 104H37V105H39ZM43 104V103H42ZM42 104H40V105H42ZM63 104V105H62ZM229 105V107L227 106V105ZM22 106L23 104L21 103V104H18V106ZM35 105V107H36V104H33V106ZM77 105V104H76ZM221 105L225 108V109H227V107H228V109L229 110H226L227 111V114L226 113H223V107H221ZM44 106H46V105H44ZM61 106H63V107H65V108H61ZM70 106H71V108H70ZM80 106V105H79ZM226 106V107H225ZM31 108V106H27V109L29 110V108ZM39 108H40V106H38ZM73 107V108H72ZM77 107V106H76ZM222 108V110H221V108ZM41 108H40V110H41ZM60 108L62 109V110H64L66 113H67V111H66V108H69V114L67 113H65L64 111V113L62 112V111H60ZM17 109V108H16ZM34 109V108H33ZM58 109V110H57ZM72 109V110H71ZM5 111V113H4V111ZM36 110H39L38 108L36 109ZM57 110V111H56ZM1 111H2V113L3 114H5L4 116H5V119L3 118V120H2V114H1ZM42 111V110H41ZM58 111H60V113L58 112ZM73 111V112H72ZM29 112V111H28ZM35 112V111H34ZM33 112V113H34ZM25 113V112H24ZM62 113V114H61ZM71 113V114H70ZM77 113H78V118H82L83 116H82V111H80V112H78V110H77ZM77 113H76V116H77ZM79 113H81V114H79ZM34 114H36V113H34ZM39 114H42V113H38V115ZM227 115V117L230 115V117H228V121L230 120L229 118H231L232 120H231V123H230V125L228 124V122H225L226 121V119L225 120H223L224 118H227L226 117V115ZM26 115V114H25ZM28 115V114H27ZM32 115V114H31ZM37 115V114H36ZM60 115H62V116H60ZM67 115H69V117L67 116ZM71 115V116H70ZM75 115V114H74ZM3 116V117H4ZM82 116V117H81ZM26 117H28V116H26ZM30 117V116H29ZM37 117V116H36ZM68 117V118H67ZM34 118V117H33ZM39 118V117H38ZM42 118V117H41ZM28 119V118H27ZM57 119H59V120H57ZM131 119V118H130ZM31 120V119H30ZM38 120H40V118L38 119ZM37 119H36V122L38 121ZM27 121V120H26ZM54 121H56V122H59V123H56L55 124V122ZM131 121V120H130ZM225 123H224V122ZM3 123V125H2V123ZM28 122V121H27ZM34 122H35V119H34ZM32 123V124H36L35 126H37V124L38 123ZM39 122V121H38ZM43 122H40L41 124L40 125H38V126H41L42 125V123ZM68 122V121H67ZM223 122V123H222ZM26 123V122H25ZM226 123H227V125H229L228 127H226L227 129H225V128H223V125L224 126H226ZM58 124V125H57ZM62 124L64 125L63 126V128L62 127H60V126H62ZM27 125V124H26ZM57 125V126H56ZM72 125V124H71ZM74 125H76L77 126V123L75 124V122H74ZM73 125V126H74ZM80 125V124H79ZM83 125V124H82ZM128 125H129V123H128ZM72 126V127H73ZM22 127V126H21ZM57 127V128H56ZM62 130V131H60L59 132V128ZM71 127V128H72ZM65 128H67V125H66V127ZM69 128V127H68ZM70 128V129H71ZM75 128V127H74ZM136 128V127H135ZM19 129V128H18ZM37 129H39V128H37ZM41 130H42V127L40 128ZM39 129V130H40ZM73 129V128H72ZM76 129V128H75ZM82 129H84V131H85V128H82ZM229 129V130H228ZM18 131V130H17ZM22 131V130H21ZM71 131V130H70ZM70 131H69V133H70ZM74 131V130H73ZM83 131V130H82ZM41 131H39V133H40ZM61 132H65L66 133V135H65V133H61ZM80 132V131H79ZM33 133V132H32ZM21 134V133H20ZM29 134L31 135L30 137H29ZM61 134V135H60ZM71 134H72V132H71ZM73 134H74V132H73ZM11 135H12V137H11ZM39 135V134H38ZM43 135V136H42ZM64 135H65V137H64ZM76 135V134H75ZM80 135V134H79ZM79 135H76L77 136V138H79L78 136ZM225 135H224V137H225ZM6 136V135H5ZM73 136V135H72ZM71 136V138H73ZM23 137V136H22ZM21 137V138H22ZM46 137V138H45ZM59 138V142L58 141H56V140H58L57 138ZM68 137H69V139H71L70 138V136H67L66 137V139H67V141H68V143H63V145L65 146V148H66V153L68 152V150H69V146L71 145V143L70 142H72L73 141V139L71 140V141H69L68 140ZM211 137V139H209ZM5 138V137H4ZM43 138H41V139H43ZM47 138H56V139H54L53 141L54 142H56V145H54V147H53V149H51V150H47V147H48V149L49 148H51L52 146H51V142L49 141V139H47ZM60 138H62V139H60ZM76 138V139H77ZM75 139V138H74ZM75 139V140H76ZM80 139V138H79ZM4 140V139H3ZM7 140V139H6ZM13 140H7V141H13ZM51 140V139H50ZM65 140V139H64ZM52 141V140H51ZM77 141V140H76ZM82 141V140H81ZM3 142V141H2ZM5 142V141H4ZM48 142H49V144H48ZM58 142V143H57ZM65 142H66V140H65ZM75 142V141H74ZM233 142H235V141H233ZM7 143H5L4 145V148L6 147L7 148V146H8V144ZM61 143V144H60ZM78 143V142H77ZM42 144V145H41ZM53 144V143H52ZM55 144V143H54ZM73 144H75V143H72V145ZM70 146V148L71 147H73V146ZM79 145H80V143H79ZM41 146H42V148L43 149H41ZM44 146H47V147H44ZM50 146V147H49ZM82 146H84V145H82ZM68 147V148H67ZM2 146H1V150H3V151H1L0 150V156L2 155V154H4L3 152H4V150H6V149H4ZM46 148V149H45ZM58 148V147H57ZM57 148L55 149L56 151H57ZM60 149V148H59ZM58 149V151H57V155L59 156L60 154H59V152H60V150ZM84 149V148H83ZM54 150V151H55ZM74 150V149H73ZM72 149L71 150H69V151H73ZM79 150V149H78ZM81 150V149H80ZM54 151H53V153H54ZM62 151V150H61ZM1 152H2V154H1ZM5 152H7V150L5 151ZM50 153V152H49ZM49 153H47V154H49ZM52 153V154H53ZM56 154V153H55ZM72 154H73V152H72ZM72 154H70V152H69V155L71 156ZM245 154H250V152L248 151L247 153L245 152ZM51 155V154H50ZM78 154H76V156H77ZM2 157H3V155H2ZM2 157L0 158V160L2 161ZM56 157V156H55ZM60 157H61V159H63V157L60 155ZM66 157V156H65ZM68 157V156H67ZM72 157V156H71ZM70 157V158H71ZM73 157H75L74 155H73ZM214 157V158H213ZM42 158V157H41ZM40 158V160H42ZM77 159L79 158V157H76ZM89 158V157H88ZM91 158V157H90ZM83 159H84V157H83ZM87 159V158H86ZM50 160V159H49ZM70 160V159H69ZM80 160V159H79ZM217 160V159H216ZM0 161V162H1ZM84 161H85V159H84ZM83 161V162H84ZM43 162V161H42ZM52 162V161H51ZM88 162V161H87ZM89 162H90V160H89ZM18 163H19V165H18ZM56 163V162H55ZM86 163V162H85ZM91 163H93V161L91 162ZM38 164V163H37ZM53 164H54V162H53ZM52 164V165H53ZM57 164V163H56ZM67 164V163H66ZM18 165V166H17ZM88 165V164H87ZM93 165V164H92ZM95 165V164H94ZM39 166V165H38ZM44 166V165H43ZM64 166V165H63ZM45 167V166H44ZM10 168V167H9ZM15 168V169H14ZM45 169V168H44ZM93 169V168H92ZM30 170V169H29ZM15 171V172H16ZM23 171H24V169H23ZM27 171H28V169H27ZM40 171V170H39ZM46 171V169L44 170V172ZM51 171V170H50ZM90 171V170H89ZM30 172V171H29ZM91 172V171H90ZM93 172V171H92ZM14 173V172H13ZM22 173V172H21ZM31 173V172H30ZM33 173H34V171H33ZM53 173V172H52ZM57 173V172H56ZM71 173H72V171H71ZM18 174V173H17ZM51 174V173H50ZM55 174V173H54ZM67 174V173H66ZM22 175V174H21ZM71 175V174H70ZM42 176V175H41ZM69 176V175H68ZM32 177V176H31ZM50 177H51V175H50ZM73 177V176H72ZM75 177V176H74ZM22 178V177H21ZM67 178V177H66ZM51 179H52V177H51ZM54 179V178H53ZM53 179H52V182H53ZM56 179H57V177H56ZM68 179H70V178H68ZM41 180V179H40ZM58 180V179H57ZM56 180V181H57ZM65 180V179H64ZM75 181H76V179H74ZM31 181V180H30ZM69 181V180H68ZM92 181V180H91ZM26 182H29V181H26ZM25 182V183H26ZM32 182V181H31ZM36 181H34V182H32V184H36L35 183ZM43 182L44 181H42V182H40L38 185L40 186V187H42L43 189L44 188H48V187H46L45 186V184H43ZM74 182V181H73ZM45 183V182H44ZM56 183V182H55ZM60 183V182H59ZM74 183H76L77 184V182H74ZM74 183H72V185L74 184ZM219 183V182H218ZM24 184V183H23ZM30 184V183H29ZM54 184V183H53ZM66 184V183H65ZM75 184V185H76ZM31 185V184H30ZM37 185V184H36ZM78 185V184H77ZM220 185H221V183H220ZM25 186L26 185H24V188H25ZM44 186V187H43ZM60 186H63V185H61L60 184ZM66 186V185H65ZM64 186V187H65ZM70 186H71V184H70ZM38 187V186H37ZM37 187H35L34 189H35V194L36 193H38V195H35V196H38V197H34V195H33V198L35 199L36 198V201H37V198H38V200L40 201H38L39 203V206L40 207H38V211H41L42 209L44 210V209H46V210H49L50 208H49V204H50V202L48 201V199H47V197H45V195H41V197H44V198H42L41 200H40V195H39V192L38 191H40L39 189H37ZM67 187V186H66ZM72 187V186H71ZM81 187V186H80ZM77 189H78V187H76ZM82 188V187H81ZM220 188V187H219ZM27 191H29V189H30V191H29V193H34V190L33 189H31V188H28L27 187ZM66 188H64V190H65ZM45 190V189H44ZM48 190V189H47ZM72 190H74V188L72 189ZM71 190V191H72ZM81 190V189H80ZM225 191H227L228 193H229V197L231 198V200L232 201H234L233 200V196H232V191L228 188V189H225ZM41 192V194H43L42 193V190L40 191ZM49 192V191H48ZM76 192V191H75ZM75 192L73 193V191H72V193H73V195L75 194ZM80 192V191H79ZM28 193V194H29ZM227 193V194H228ZM62 194V193H61ZM69 194V193H68ZM67 194V196L68 197H70L69 198V200H71V195L69 194L68 195ZM30 195V194H29ZM76 195H79V194H75V196ZM0 196H1V193H0ZM7 197V196H6ZM74 197V196H73ZM76 197H78V196H76ZM76 197H74V199L76 198ZM228 197V198H229ZM47 200H46V199ZM62 198V197H61ZM227 198V199H228ZM6 199V198H5ZM7 199H8V197H7ZM6 199V201H8ZM73 199V200H74ZM72 200V201H73ZM77 201V200H76ZM231 201V203H234V202H232ZM10 202V201H9ZM8 202V203H9ZM63 202V201H62ZM61 202V200H60V204L62 203ZM74 202V201H73ZM59 204V203H58ZM67 205V204H66ZM65 205V206H66ZM73 205H75L74 203H73ZM56 206V205H55ZM62 206H63V204H62ZM77 206V204L74 206V207H76ZM79 206V205H78ZM82 206V205H81ZM54 207V206H53ZM60 207V206H59ZM39 208H41V210H39ZM49 208V209H48ZM55 208V207H54ZM54 208H52L53 209V211L55 212V210H54ZM68 208V207H67ZM79 208H80V206H79ZM82 208L83 207H81L80 209L82 210ZM236 208L238 209H234V210H236L234 213H235V215L233 216V217H240L241 218V211L242 210H244V209H242L241 208V211L239 210L240 208H239V206L237 205L236 206ZM56 210H57V212L59 211V209H57L56 208ZM79 209H77V211H78ZM80 210V211H81ZM84 210V209H83ZM87 210V209H86ZM89 210V209H88ZM52 211V210H51ZM62 211V210H61ZM253 211V210H252ZM43 212V211H42ZM46 213H47V211H45ZM70 212H71V210H70ZM75 212V211H74ZM79 212V211H78ZM247 212H248V210H247ZM246 212V213H247ZM255 212H257V211H255ZM261 212V211H260ZM51 213V212H50ZM49 213V214H50ZM59 213V212H58ZM58 213H56V214H58ZM72 213V212H71ZM84 212H81L80 214H83ZM89 213V212H88ZM92 213V212H91ZM228 213V212H227ZM261 213H263V211L261 212ZM52 214V213H51ZM67 214V213H66ZM78 214V213H77ZM244 214V213H243ZM242 214V215H243ZM257 214V213H256ZM259 214V213H258ZM264 214V213H263ZM52 215H54V214H52ZM59 215H61L62 217L64 216V215H62V214H60L59 213ZM255 215V214H254ZM260 215V214H259ZM93 216V215H92ZM245 216V215H244ZM244 216H243V218H244ZM249 216H251L250 214H249ZM54 217V216H53ZM66 217V216H65ZM67 217H68V215H67ZM66 217V218H67ZM256 217V216H255ZM259 217V216H258ZM264 217V216H263ZM64 218V217H63ZM63 218H60V220L61 219H63ZM80 218H81V216H80ZM246 218H248L247 217V215H246ZM252 219L254 218V217H251ZM53 219V218H52ZM67 219H69V217L67 218ZM84 219V220H83ZM87 219V220H86ZM82 218L80 221H79V225H80V222H82V221H84V223H82L81 225H82V227L85 229V230H88V232H91L90 230H92V228L94 227L93 225H91V227L90 226H88L89 225V223H90V221L93 219V217H91V218ZM257 219V218H256ZM259 219H261V218H259ZM9 220V219H8ZM51 219H49V221H50ZM86 220V221H85ZM254 220V219H253ZM54 221V220H53ZM75 221V220H74ZM261 221L262 220H259L258 222L259 223H261ZM11 222V221H10ZM51 222V221H50ZM64 222L65 221H63V224H64ZM257 222V221H256ZM257 222V223H258ZM7 223V225L6 226H4L3 225V219H2V214H1V208H0V264H18V257H17V251H16V249H15V244H14V239L12 238V235H11V233H10V229H13V227L8 223V222H6ZM55 223H57V222H55ZM74 223V222H73ZM77 223V222H76ZM94 223V222H93ZM258 223V224H259ZM62 224V225H63ZM70 224V223H69ZM78 224V223H77ZM76 224V225H77ZM54 225V224H53ZM60 225H61V223H60ZM71 226H72V224H70ZM257 225V224H256ZM44 226H46V225H43V227H42V229L44 228ZM55 226V225H54ZM93 226V227H92ZM258 226V225H257ZM256 226V227H257ZM260 226H262V225H260ZM260 226L258 227V228H260ZM264 226V225H263ZM263 226H262V228H263ZM56 227H57V224H56ZM77 228H78V226H76ZM81 227V226H80ZM88 228V229H87ZM91 228V229H90ZM64 229V228H63ZM71 229V230H70ZM69 230H68V227H67V230H68V234L70 235L72 232H74L73 230L74 229H76V228H74V229H72V227L70 228ZM94 229V228H93ZM60 230V229H59ZM67 230H66V232H67ZM103 230V229H102ZM105 230V229H104ZM252 230V229H251ZM253 230H254V228H253ZM258 231L260 230V232H261V229H257ZM256 229L254 230L255 232L257 231ZM263 230V229H262ZM43 231V230H42ZM61 231H63V230H61ZM60 231V232H61ZM70 231V232H69ZM254 231H252V232H254ZM257 231V232H258ZM44 232V231H43ZM62 233V232H61ZM63 233H65V231L63 232ZM80 233V232H79ZM250 233V232H249ZM259 233V232H258ZM44 234H46L45 232H44ZM60 234V233H59ZM66 234V235H65ZM63 236H65L64 238H67L66 236H67V233H65ZM74 233H72L70 236H72ZM85 234V233H84ZM260 234V233H259ZM262 234V233H261ZM47 235H49V234H47ZM46 235V236H47ZM51 235V234H50ZM49 235V236H50ZM253 235H256V233H254ZM42 236H43V233H42V235H41V237H39V238H41V240H42ZM46 236H43L44 237V239H43V241L45 240L46 242H43V244L45 243V246H46V244H47V238H46ZM58 236V235H57ZM60 236H61V234H60ZM59 236V237H60ZM249 236H251V234H249ZM87 237V236H86ZM76 238V237H75ZM100 238V237H99ZM260 237L258 236V239H259ZM58 239H63V237L62 238H58ZM85 240V239H84ZM260 240V239H259ZM263 241V240H262ZM262 241H260V242H262ZM61 242V241H60ZM94 242V241H93ZM100 242V241H99ZM111 242V241H110ZM119 243H120V240L118 241ZM41 243H42V241H41ZM62 243V242H61ZM106 243V242H105ZM104 243V244H105ZM119 243H118V246H113L112 244V246H110V247H117V249H118V247H119ZM63 244V243H62ZM80 244V243H79ZM93 244V243H92ZM100 244V243H99ZM123 244V243H122ZM42 245V244H41ZM70 245V244H69ZM88 245V244H87ZM115 245V244H114ZM60 246V245H59ZM66 246V245H65ZM102 246V245H101ZM107 246V245H106ZM121 246V245H120ZM44 247V246H43ZM63 247V246H62ZM70 247L71 246H69V248L68 249H70ZM88 246H85L84 247V245H80V248H79V250L78 251H73V252H75V253H73L71 250H73L72 248H71V250H69L70 252H72V254H71V256H68V257H71L70 259L72 260V262H73V264H96L95 263V261L97 262V263H99V262H101L102 264H110L112 261H109V262H107L110 258L109 257H115V256H113L116 252L118 253V251L116 250V249H111V248H109V245L107 246V248H106V250L103 248L102 249V251H104V252H101L100 251V253H104L103 255H108L109 253H110V250H112V251H114V250H116V252L115 253H113L112 251V253H113V255L111 256L110 254H109V257L108 256H106V257H108L109 259L107 260L106 259V261L105 262H103L104 260H105V256H102V254L100 255L99 254V249L101 248V247H99L98 248V250L94 247V245L93 246H91V247H88ZM46 248H47V246H46ZM46 248H44V250L46 249ZM110 249V250H108L107 251V249ZM261 248H262V246H261ZM264 248V247H263ZM68 249H66L65 250V252H67V250ZM259 249V248H258ZM96 250V251H95ZM121 250V249H120ZM256 250V249H255ZM48 250H45V253H44V258H46L45 257V254H46V252H47ZM52 251H48L47 253H49L48 254V256H47V258L46 259H48V260H52L53 258H51V254L53 255V252L51 253ZM63 252V251H62ZM97 252V253H96ZM106 252H107V254H106ZM122 252V251H121ZM51 253V254H50ZM88 253V254H87ZM116 253V254H117ZM66 254V253H65ZM97 254V255H96ZM60 255H62V253L60 254ZM67 255H68V253H67ZM67 255H64L63 257H67ZM50 256V257H49ZM124 256H125V254H124ZM49 257V258H48ZM52 257H54V255L52 256ZM127 257H129V255L127 256ZM131 257V256H130ZM43 258V260L42 261H44L45 259ZM55 258H56V256H55ZM96 258V259H95ZM124 258H126V257H124ZM66 259H69V258H66ZM70 259H69V261H70ZM113 260H116V259H114V258H112ZM126 259H128L129 260V258H126ZM125 259V260H126ZM48 260H45V262L46 261H48ZM51 260H50V262H51ZM122 260H124L123 259V257H122ZM128 260H126V261H128ZM132 259H130V261H131ZM120 261V260H119ZM43 263L42 262V264H46V263ZM67 262V261H66ZM66 262H65V264H66ZM125 262V261H124ZM48 263H49V261H48ZM100 263V264H101ZM115 263H116V261H115ZM114 263V264H115ZM127 263V262H126ZM50 264V263H49ZM61 264V263H60ZM112 264V263H111ZM118 264V263H117Z\"/></svg>",
    "mask_w": 264,
    "mask_h": 264
}]
</instances>
